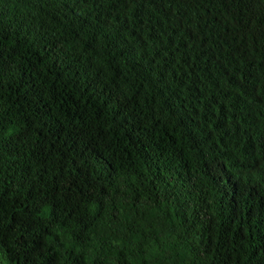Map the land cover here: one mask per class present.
Instances as JSON below:
<instances>
[{
	"label": "trees",
	"instance_id": "obj_1",
	"mask_svg": "<svg viewBox=\"0 0 264 264\" xmlns=\"http://www.w3.org/2000/svg\"><path fill=\"white\" fill-rule=\"evenodd\" d=\"M0 264H264V0H0Z\"/></svg>",
	"mask_w": 264,
	"mask_h": 264
}]
</instances>
